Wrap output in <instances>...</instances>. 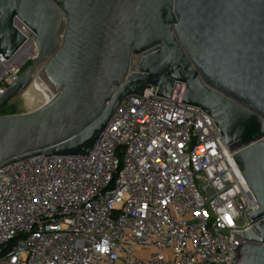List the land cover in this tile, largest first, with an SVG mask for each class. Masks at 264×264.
Segmentation results:
<instances>
[{"label":"water","instance_id":"1","mask_svg":"<svg viewBox=\"0 0 264 264\" xmlns=\"http://www.w3.org/2000/svg\"><path fill=\"white\" fill-rule=\"evenodd\" d=\"M37 35L39 54L0 97V109L37 76L50 101L0 115V169L38 155L88 156L130 95L171 98L210 115L258 208L235 232L233 264H264V0H0V53ZM40 69V70H39ZM251 222V223H252Z\"/></svg>","mask_w":264,"mask_h":264},{"label":"built area","instance_id":"2","mask_svg":"<svg viewBox=\"0 0 264 264\" xmlns=\"http://www.w3.org/2000/svg\"><path fill=\"white\" fill-rule=\"evenodd\" d=\"M15 26L26 39L0 53V97L39 54L32 29ZM185 88L126 97L88 156L1 168L0 264H233L258 202Z\"/></svg>","mask_w":264,"mask_h":264},{"label":"rangeland","instance_id":"3","mask_svg":"<svg viewBox=\"0 0 264 264\" xmlns=\"http://www.w3.org/2000/svg\"><path fill=\"white\" fill-rule=\"evenodd\" d=\"M30 89V88H29ZM21 91L19 92L9 103L7 106H11L15 108L18 114L28 113L35 109H38L40 106V99L38 100V95L35 97V101L29 102L28 97L29 95H33L35 91ZM27 92V93H26ZM38 100V101H37Z\"/></svg>","mask_w":264,"mask_h":264},{"label":"bare ground","instance_id":"4","mask_svg":"<svg viewBox=\"0 0 264 264\" xmlns=\"http://www.w3.org/2000/svg\"><path fill=\"white\" fill-rule=\"evenodd\" d=\"M31 90L35 91L36 93L33 95H29V97H28L29 102L35 101V97H37V95H38V100L40 99L39 100L40 106H42L45 103H47L48 101H50L52 98L51 92L47 89V87L44 85L42 80L39 79L37 76L35 77V81L33 82L29 91H31Z\"/></svg>","mask_w":264,"mask_h":264},{"label":"trees","instance_id":"5","mask_svg":"<svg viewBox=\"0 0 264 264\" xmlns=\"http://www.w3.org/2000/svg\"><path fill=\"white\" fill-rule=\"evenodd\" d=\"M7 105L0 109V115H15V114H18L16 112L15 108H12L11 106H7Z\"/></svg>","mask_w":264,"mask_h":264}]
</instances>
